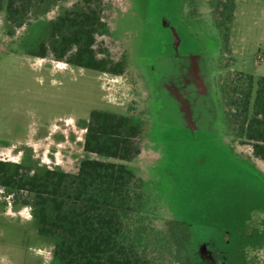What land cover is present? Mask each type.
Returning <instances> with one entry per match:
<instances>
[{
  "label": "rangeland",
  "instance_id": "374dc122",
  "mask_svg": "<svg viewBox=\"0 0 264 264\" xmlns=\"http://www.w3.org/2000/svg\"><path fill=\"white\" fill-rule=\"evenodd\" d=\"M101 1L106 28L96 37L97 47L114 60H126L120 74L27 53L46 36L50 19L83 0H34L18 27L0 15V158L69 172L84 158L117 161L83 151L89 112L97 108L138 117L140 153L125 163L145 184L148 204L137 220L149 246L179 264L181 246L215 239L230 242L233 259L240 258L243 246L250 264L261 263L264 162L217 120L208 131H191L174 121L171 106L166 115L160 113L150 66H175L163 58L175 39L169 28L178 32L180 51L198 46L196 35L188 36L198 32L208 49L218 47L212 85L223 108L221 85L239 73L252 77L254 93L264 76V0H234L227 33L220 23L227 21L228 9L218 0H197L202 20L196 24L178 20L187 0ZM23 209L15 218L0 215V240L8 246L3 264H51L56 239L40 235L29 208Z\"/></svg>",
  "mask_w": 264,
  "mask_h": 264
},
{
  "label": "trees",
  "instance_id": "16d2710c",
  "mask_svg": "<svg viewBox=\"0 0 264 264\" xmlns=\"http://www.w3.org/2000/svg\"><path fill=\"white\" fill-rule=\"evenodd\" d=\"M33 1L0 0V15L4 12L5 22L18 27ZM233 1L217 2L228 9L223 18L227 21L220 23L226 33ZM102 11L101 0H83L65 9L49 20L46 36L27 53L100 72L122 73L126 60H114L97 47L96 37L106 28ZM222 90L225 126L240 142L250 145L252 156L264 162V76L256 81L254 93L252 77L241 73L235 81L224 82ZM84 128L83 151L117 161L84 158L75 172H69L37 170L0 158L3 200L28 207L37 232L56 239L51 264H170L165 253L149 246L146 231L137 220L139 209L148 204L145 184L125 163L140 153L137 141L143 122L133 115L95 108Z\"/></svg>",
  "mask_w": 264,
  "mask_h": 264
},
{
  "label": "flooded vegetation",
  "instance_id": "af4514ba",
  "mask_svg": "<svg viewBox=\"0 0 264 264\" xmlns=\"http://www.w3.org/2000/svg\"><path fill=\"white\" fill-rule=\"evenodd\" d=\"M196 6H198L197 0L185 1L182 8L183 15L178 19L179 22L199 23L202 17ZM207 21L210 23L213 19L208 18ZM169 33L175 36V39L171 51L167 52L163 58L174 60L175 66L169 65L162 68L150 66V74L155 83L152 98L157 102L159 112L165 114L170 111L171 106L174 121L191 131H208L210 123L215 120L225 125L226 104L223 108L220 100L218 102L214 97L215 90L212 85L214 84L212 68L218 55V47L208 49L206 42L200 39L198 32H188L189 38L196 35L198 46L195 49L186 47L180 51V38L177 30L169 28ZM221 91L223 92L222 85ZM210 241L208 238H197L194 243L181 246L179 264L182 261L184 264H250L245 257L243 246L239 249L240 258L234 257L233 259L230 242L220 243L215 242V239ZM258 264H264V261Z\"/></svg>",
  "mask_w": 264,
  "mask_h": 264
},
{
  "label": "crops",
  "instance_id": "0c3cea01",
  "mask_svg": "<svg viewBox=\"0 0 264 264\" xmlns=\"http://www.w3.org/2000/svg\"><path fill=\"white\" fill-rule=\"evenodd\" d=\"M23 207L22 206H17V205H11L8 204L7 202H5L3 200V198L1 199L0 197V215H6L9 216L11 218H15L17 215L21 216L22 212H23ZM7 242L5 240H0V264H3L2 262V256L5 255L6 251H7Z\"/></svg>",
  "mask_w": 264,
  "mask_h": 264
}]
</instances>
